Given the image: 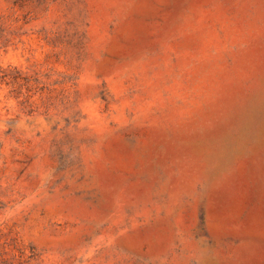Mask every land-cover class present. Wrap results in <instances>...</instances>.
<instances>
[{
	"label": "rangeland",
	"instance_id": "rangeland-1",
	"mask_svg": "<svg viewBox=\"0 0 264 264\" xmlns=\"http://www.w3.org/2000/svg\"><path fill=\"white\" fill-rule=\"evenodd\" d=\"M0 264H264V0H0Z\"/></svg>",
	"mask_w": 264,
	"mask_h": 264
}]
</instances>
